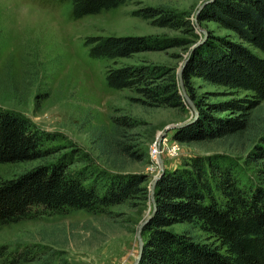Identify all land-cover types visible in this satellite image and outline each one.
I'll return each mask as SVG.
<instances>
[{"label": "trees", "instance_id": "trees-1", "mask_svg": "<svg viewBox=\"0 0 264 264\" xmlns=\"http://www.w3.org/2000/svg\"><path fill=\"white\" fill-rule=\"evenodd\" d=\"M59 1H69L72 16L80 18L115 8L125 0ZM136 13L143 18L160 14L154 8ZM197 20L215 22L236 39L208 33L189 55L182 79L197 116L173 129L172 138L185 145L231 137L239 140L251 126V113L264 100V0H211ZM170 23L169 15L159 18L160 25ZM181 41L152 35H95L86 37L84 45L92 58L114 59L181 46ZM194 78L247 94L206 101L194 92ZM104 79L109 88L133 90L137 100L149 107L187 104L173 66L142 63L107 67ZM111 121L110 131L95 137L100 154L115 169L105 177L102 190L93 181L86 182L83 170H68L72 161L65 156L38 164L0 180V227L46 212L98 210L134 199L146 200L148 174L125 171L122 162L143 156L124 141V128L133 127L134 121L125 116L111 117ZM52 139V134L25 116L0 108V163L42 159L53 152V147L46 145ZM244 153L242 164L230 153L211 152L184 158L179 166L164 169L155 186V213L142 231L143 249L137 264H264V131ZM240 165L250 169L249 175ZM176 223H187V227L181 232L170 230ZM197 230L208 238H201ZM5 254L2 245L0 258ZM32 254L15 252L9 263L33 261ZM43 261L50 264L47 258Z\"/></svg>", "mask_w": 264, "mask_h": 264}, {"label": "rangeland", "instance_id": "rangeland-1", "mask_svg": "<svg viewBox=\"0 0 264 264\" xmlns=\"http://www.w3.org/2000/svg\"><path fill=\"white\" fill-rule=\"evenodd\" d=\"M203 1L125 0L115 8L74 18L69 1L0 0V108L25 116L53 138L46 143L53 147V152L42 159L0 163V180L65 156L72 161L68 170H83L88 177L86 182L93 181L102 190L105 177L115 169L100 154L95 137L110 131L111 117L121 116L134 121L133 127L124 128L125 144L143 155L141 160L122 159L123 168L149 176L146 200L134 199L98 210L46 212L1 226L0 246L6 247V254L0 258V264H12L9 262L13 253L26 251L33 253L34 260L16 264H49L43 261L45 258L50 264L133 263L138 250L137 225L151 211L149 186L159 173L153 148L167 126L182 123L193 113L187 104L144 105L133 90L109 88L104 74L107 67L142 63H159L178 70L193 45L190 42L202 39V30L207 35L236 39L215 22L197 20L198 25L195 24V11ZM146 8L157 9L160 14L154 18L137 15V10ZM164 15L171 17L169 25L159 24ZM95 35H152L177 38L183 45L126 58L96 59L88 55L84 45L86 37ZM252 50L260 54L257 49ZM191 85L196 95L206 101L247 94L199 78L192 79ZM250 124L239 140L231 137L200 145L181 144L169 131L159 142L164 168H174L184 158L211 152L230 153L242 164L244 151L264 131V100L251 113ZM240 166L249 175L250 169ZM186 225L176 223L169 229L181 232ZM196 234L203 239L208 236L199 230Z\"/></svg>", "mask_w": 264, "mask_h": 264}, {"label": "water", "instance_id": "water-1", "mask_svg": "<svg viewBox=\"0 0 264 264\" xmlns=\"http://www.w3.org/2000/svg\"><path fill=\"white\" fill-rule=\"evenodd\" d=\"M211 0H205L203 1L199 7L197 8V10L195 11V14H194V20H195V24L198 25V22H197V15L199 13V11L202 9V7L207 4L208 2H210ZM202 32L204 33L203 37L201 40L195 42L190 48H189V51L187 52L185 58L183 59V61L181 62L178 70H177V81H178V86H179V89H180V93L183 97V99L185 100V102L187 103V105L191 108L192 110V113H193V116L182 122V123H178V124H173V125H169L165 128V130L163 132L160 133V136L158 138V148L160 147V144L159 142H161L165 135H167V133L169 131H172L173 129L177 128V127H180V126H183L187 123H191L197 116V110H196V107H195V104L194 102L191 100V98L189 97V95L187 94L186 92V89H185V86L183 84V79H182V71H183V67L185 66L188 58H189V55L191 54V52L194 50V48L199 45L207 36L206 32L202 30ZM157 161H158V165H159V173L157 175H155L152 179V181L150 182V186H149V199H150V203H151V211L149 212V214H147L145 216V218H143L139 224L137 225V229H136V239H137V242H138V250H137V256L135 258V260L133 261L132 264H137L138 261L140 260V257H141V253H142V249H143V238H142V231H143V228H144V225L151 219V217L154 215L155 213V210H156V200H155V186H156V183H157V180L159 179V177L161 176V174L164 172V163H163V159L161 157L160 154H158L157 156Z\"/></svg>", "mask_w": 264, "mask_h": 264}, {"label": "built area", "instance_id": "built-area-1", "mask_svg": "<svg viewBox=\"0 0 264 264\" xmlns=\"http://www.w3.org/2000/svg\"><path fill=\"white\" fill-rule=\"evenodd\" d=\"M158 154H161L160 147L158 148V144L156 145V148H153V156L156 158Z\"/></svg>", "mask_w": 264, "mask_h": 264}]
</instances>
